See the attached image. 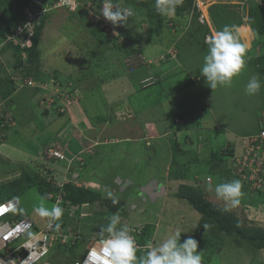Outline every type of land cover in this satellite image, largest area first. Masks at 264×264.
I'll return each mask as SVG.
<instances>
[{"label": "crops", "instance_id": "crops-1", "mask_svg": "<svg viewBox=\"0 0 264 264\" xmlns=\"http://www.w3.org/2000/svg\"><path fill=\"white\" fill-rule=\"evenodd\" d=\"M68 14H70L68 17L76 16V14L69 12ZM58 16H60L59 11L50 14L38 45L39 57L43 59L52 57L54 62H56V51L53 52V50L57 46L55 39L62 37L58 31L53 34L59 27L57 25L60 24V18H56ZM175 17L179 19L177 21L179 25L176 24L178 27L170 29L172 31L171 36L167 35L163 39L159 35L153 37V34H148L146 37L143 31L137 30V28L132 29L127 37V44L128 39H133L131 47L118 46L117 48L122 47L120 49L121 53H118L117 56L120 58L116 61L105 62L104 65L101 63L99 67V63L94 64L97 57L94 53L106 48V45L98 43L97 35L96 40L98 42L95 39L94 42L97 43L93 42V36L91 35L93 31L91 33L88 31L87 34L83 32L76 34V37L83 35L78 46L82 43L83 47L91 51L90 61L94 64L93 69L92 66L89 69L88 67L84 68V78L79 81L81 83L78 85L81 87L84 99L87 98L89 105H94L93 108L95 105L103 107V124L101 126L95 127L89 123L94 113L91 111L88 113L85 107L81 109V102L76 105L77 107L74 106L70 114L60 117V121L52 119L50 124L48 118L50 113H45L46 111L39 106L40 95H36L35 91L33 94L29 92L30 90L14 91L13 83L7 80V72L10 75L9 72L16 63L14 51L5 49L0 58V76L4 75L0 77V102L9 98L18 109L16 117L19 125L17 129L10 132L9 136L13 135L15 139L17 135H21L19 146L32 143L35 140L36 133L38 138L41 137L38 142L40 144L38 147L39 153L32 152L31 161L40 158L42 151L44 152L52 146L59 147L63 154H65L64 151L67 147L71 149L74 155L84 151L82 152L84 159L82 178L73 177L78 182H82L86 188L98 191L103 199L113 201L116 199L115 196L118 197L116 200L119 202L115 204L118 208L115 212L120 215L121 224L125 223L123 225H127L129 229H141L140 234H143L144 238L139 239L141 241L137 243V247L144 254L148 251L146 246L149 243L155 245L166 236L174 233L177 228L182 232L181 243L188 237L197 241L195 233L202 215L187 200L179 198L177 193L181 186H188L199 190L211 202L217 204V201H222L215 194L216 181L210 173L218 174L219 183L230 181L228 170L230 160L227 156L225 161L220 162V159L214 155L221 150H237L235 146L227 143L224 147L215 149L209 155L203 152V146L197 147L194 144L193 139L195 138L207 137L208 132L210 134L214 131L217 133L211 137H216L219 132L227 131V128L226 125L221 124L216 119V115L213 113L212 99L214 93L212 92L215 91H209L211 87L204 86L205 84L202 85L205 78L200 75L199 70L206 52L200 53L194 43H192L194 46H188V48L179 46L193 23H190L187 18L186 22H180V20H183L182 17ZM69 22L71 23L70 20ZM75 25L78 26L77 22H75ZM68 26L69 23H67ZM189 26L190 28L186 30V27ZM192 28L197 27L192 26ZM164 30V32H167L166 25ZM67 31L68 29H66V33ZM161 31L163 32V30ZM69 37L73 40L71 35ZM202 37L204 38V36L200 37L201 41ZM239 37L244 41L240 34ZM99 38L100 42L103 41L101 36ZM252 39L254 42V36ZM251 47L253 48V45ZM172 49L178 51L176 59H168L164 63L158 61L166 51L169 52ZM186 49L189 50L190 55L184 52ZM77 50L79 53L82 52L81 49ZM7 52L11 54L9 53V55ZM138 55H142L144 60L148 63L151 62V64L133 65L132 57ZM251 56L246 57V65L248 66L251 65L247 62ZM66 63L69 67H72L70 66L71 61ZM78 64L79 62L76 63V68H72L75 70L72 72L82 71L83 67ZM56 67H54L55 71L58 72L59 70ZM62 68L65 69L66 66ZM40 72L44 73L42 70ZM244 72L241 74L243 75ZM93 74H96V77ZM241 74L234 81H238ZM152 82L153 84L149 85ZM145 83L147 86L144 85ZM218 87L227 88L230 86ZM85 91H87V95ZM8 93L9 95L3 96ZM93 95L95 96L90 97ZM203 111L210 113V122L203 121ZM78 113L84 116L82 121H79V118L77 120L78 116L76 117V115ZM112 114L117 121L113 126L109 124L110 120L106 118ZM65 121L68 122V125L66 128L63 126V131L64 129L72 130L70 137L73 142H69L72 147L66 146L68 144L64 142L69 138L66 137L68 134L62 130L56 132L52 127L57 124L56 127L59 128L60 125H64ZM35 123H39V126H35ZM27 125L34 132H31V135L28 133L20 134L19 128ZM201 130L206 131L200 133ZM48 131L52 132L50 137L52 140L42 142L45 137L43 138L41 132L46 136L45 134ZM23 140H25L24 144ZM19 146H15L7 140L5 146H0V154L9 155V152L17 151L20 148ZM85 149H90V152L85 151ZM117 155L119 156L118 160L114 162L113 157ZM59 162L65 163L58 160L51 161L48 165L58 166L60 165ZM142 164L145 165L143 166L145 169L144 174L141 175L140 171L137 170V175L132 174L131 179L129 173ZM63 165H66V163ZM111 165L117 166L112 167ZM120 165L123 166L125 174L107 171V168H119ZM55 175L61 177L58 170ZM208 177L211 178L210 183L207 182ZM203 178H205L206 184L211 185L210 188H207L202 182ZM114 184L115 189H113ZM132 187L136 189L135 193L132 192ZM109 193H111V196ZM140 200L145 201V203L153 201V204L149 205L152 209H149L148 212L144 208H140ZM127 202H130V212L125 207ZM87 212H89L88 209ZM131 219L134 221L133 224L130 222ZM102 224L105 223L102 222ZM134 238L136 241L137 237L134 236Z\"/></svg>", "mask_w": 264, "mask_h": 264}, {"label": "rangeland", "instance_id": "rangeland-1", "mask_svg": "<svg viewBox=\"0 0 264 264\" xmlns=\"http://www.w3.org/2000/svg\"><path fill=\"white\" fill-rule=\"evenodd\" d=\"M32 1L33 0H6L7 5L9 6L15 5L14 9H17L23 5H28L32 3ZM37 1L42 2L44 4H48L45 7H48L50 9V8H53L52 4L54 3L55 0H49V2L47 0H37ZM78 2H79V7L76 12H70L67 9H62V8L49 10V13H48L49 15L52 12L59 11L60 16L56 18H60V24L57 25L60 28L56 26L57 29L53 32V34L58 31V33L62 37H57L58 39H55V41L57 42L56 44L57 46L55 47L53 52L56 51V54H55L56 62L53 61L52 57H49L46 59H43L42 57H40L42 64L40 63V68L38 67V69L44 71V74H46L50 78H55L63 82H73L74 86L78 88V90L81 91L82 98L78 101V103L70 107L67 110L65 115L67 116L68 114H70V111L74 108V106L77 107L76 105H78L81 102L80 104L81 109L85 107L88 110V113H90V111L94 113L89 123L96 127V126H101V124H103V114H104L103 107L101 105H95V107L93 108L94 105H89L86 100L87 98L84 99L83 91L81 90V87H79L78 85L79 83H81L79 81H81L84 78L83 77L84 68L88 67L89 69V67L92 66V69H93L94 64L99 63L98 64V67H99L101 63H103L102 65H104L105 62H108V61L111 62V61L118 60V58L120 57H117V56H118V53H121L120 49H122V47L123 48L131 47V43L133 39H128V44H127V37H128V34H130L132 29L137 28V30L143 31L146 37L148 36V34L150 35L153 34V37H155L156 35H159L163 39H165L167 35L171 36L172 31L170 29H175L176 26H172V25L174 24L176 25L177 21L179 20L175 16L182 17L183 20H180V22H183V21L186 22V17H185L186 15H180L181 14L180 13L181 11H179L180 6L183 5L186 7V6H189L190 3L182 1V4H180L176 8L175 15L165 16V15H161L157 13L155 9V3H151L149 0H118L121 7L131 8L134 11V15L128 19L126 24L114 25L111 22L109 23V27H111L112 31H114L118 35V39H121L119 42V40L117 41V39L113 41L110 40L109 34L107 32L101 31L100 29H95V27H93L87 19L89 10H91V12H95V16H92V17L99 18V16L101 15L100 10L102 9L101 0H78ZM187 10L188 8L185 9V11ZM233 11L234 12L229 11V9L212 10L211 18L214 23V28L217 31L221 30L223 26L230 25L231 20L233 21V25H236V26L238 25L239 21L243 22L242 26H250L253 30V34H255L254 35L255 41L253 42V39H252L251 44L248 47V50L246 52V57H250L252 55L251 56L252 59L249 58L250 60L247 61L251 65L250 66L246 65L244 74L243 75L241 74V77L238 78L239 80L234 81L230 87H227V88L217 87L215 90L212 88H209V91H215V92H212L214 93V98L212 99L213 113L216 115V119L221 124L226 125L227 131L219 132L216 135V137H211L212 135L217 133L216 131L210 134L208 132L207 137H200V139L195 138L193 139V141H194V144H196L195 146L197 147L203 146V152L209 155L215 149L222 148L227 143L231 144L232 146H235V148H237V150L235 151L236 156L240 157L242 155V147H241L242 137L245 135H249L252 133L255 134L258 132L259 128L257 125V119L260 115V112L264 110V4L263 3L256 4L252 6V8L245 10V11H237V10H233ZM68 12L71 14H76V16L72 15L71 17H68V15H70L68 14ZM61 19H62V23H61ZM69 20L71 21V23L69 22ZM74 21L77 22L78 26L75 25ZM85 22L87 23V25ZM67 23H69L68 27H67ZM165 25L167 26V32H164ZM66 29H68L67 33H66ZM92 29L98 30L97 33L93 31ZM160 29L163 30V32ZM198 29H201V27H197V30L191 27L186 32L185 38H182L181 42L179 43V46L183 48H188V46H194L192 45V43H194L195 47L198 48L200 53L203 54L206 52L207 54L206 45L203 41V37H202L203 42L201 41V38H200L204 33L203 31H199ZM88 31L89 33L93 31L92 32L93 34H91L93 36V42H94V39L96 40V35H97L98 36L97 40L99 42L97 40L96 41L98 43H102V44L104 43V45H106V48L104 49L102 48V50L98 52L96 51V53H94L97 56L96 60H94L95 61L94 64L93 62L90 61L91 51H88L86 47H83L82 43H80V46H78L79 42L83 38V35H79L78 37H76L77 33L83 32L87 34ZM43 33H44V29L42 30V34ZM69 35L73 37V40L72 38L69 39L70 38ZM99 36L103 38L102 39L103 41L100 42ZM197 36H200V37L198 38ZM97 42H94V43H97ZM118 42L119 44L115 45V43H118ZM102 44L101 46L103 47ZM252 45H253V48L251 47ZM118 46H122V47L117 48ZM77 49H81V51L85 53L86 55L83 54L82 52L79 53ZM184 52L187 55H190L188 49H186ZM7 53L9 54L10 52H7ZM132 59L136 63H139V65H144V58L142 55L132 57ZM42 60H45V61H42ZM68 61L69 62L71 61L70 66L72 67H69L68 63H66ZM77 62H79L78 65H81L83 67L82 71L72 72V71H75L72 68H76ZM147 63L148 62H146V64ZM148 64H151V62H149ZM14 66L9 72L10 75L7 72V80L9 81L13 77H20L25 74L24 72L22 73L20 71L15 70ZM64 66H66L65 69L62 68ZM54 67H56V69L59 71L56 72ZM40 74L41 73H39V75ZM257 74L259 75L260 80H261V84H262L261 90L255 95H247L244 90L245 84L250 76L257 75ZM2 76L4 75H1L0 77ZM94 76L96 77V74ZM86 83L87 81L85 82V84ZM203 84H205L204 86H208L205 80H203L202 85ZM0 85H1V82H0ZM23 90L24 91L30 90L29 92L34 94V90L32 88H25ZM85 94L87 95V91H85ZM95 95L90 96V97H94ZM17 111L18 109H16V107L12 110L13 117L16 116ZM49 113L50 114L48 118L50 119L49 120L50 124L52 123L51 122L52 119L60 121L61 119L60 117L63 116V115L61 116L58 115L56 111H53V110ZM84 115H86V113H84ZM202 116H203V121L210 122L211 119L209 117L210 116L209 112L203 111ZM76 117H77V120L79 118V121H82L84 116L78 113ZM106 118L110 120L109 124L111 126H113L117 122L113 114L109 115ZM101 121L102 123H100ZM63 124L64 125H60L59 128L56 127L57 124L53 125L52 127H54V131L60 132L61 130L63 131V126L64 128H66V126L68 125V122L65 121ZM35 126H39V123H35ZM28 127L30 126L27 125V126L20 127L19 128L20 134L28 133L29 135H31V132H34V130H31V128H28ZM17 128L18 126L15 129ZM109 130L111 131V129ZM205 131L206 130H201L200 133H203ZM63 132H66L68 134L66 137H69L67 140L65 141L63 140V141L67 142L68 145L66 146L72 147V145H70L69 143V142H73L72 138L70 137V133H72V130L69 131V129H64ZM41 134L43 138L45 137L42 140V142H44L45 140H52V138H50L52 136V132L48 131V133L45 134L46 136L48 135V137L44 136L43 132H41ZM40 138H38V135L36 133L35 140L32 143H28L27 145H24V146H19V144L21 143V135H17L15 139L13 135H10L7 139L8 142H11V144L15 146H19L20 148L17 151L9 152V155L7 154L9 157L6 154L5 155L0 154V172H2L1 178H0V190L4 194V197L1 198L0 201H5L6 197H8L6 193L7 192L6 190H8V187L11 186L14 183V181H16L17 179H20L23 173H27L30 176V181L25 182V184L27 183L28 184L24 187V189L18 192V194H14V195L15 197L18 198L19 203H20L19 211L27 213L29 215V217L35 223L37 230L44 228L47 225V220L45 218L39 217L33 211L34 206L40 202V198L43 196H41L37 192V186L34 185L35 180L33 177L34 175L31 172L33 169L32 167H35V166L37 167L38 165H45V167H47L51 172H55V170H58V172L61 173L62 175H64L65 173H69L71 175L69 177L72 178L73 176H77L78 179L82 178L81 174H83V167L79 166V165H82L81 161H75L71 166L70 172H67L66 170L67 164L63 165L66 162L65 163L59 162L58 163L60 164L58 165L59 167L56 165L58 168L55 167V169H54V165H46L45 164L46 161L47 162H50V161L46 159V156L44 155L45 151L44 152L42 151V154H40V158L36 159L35 161H31L33 157L32 152L35 154L38 152V147L40 146L38 142ZM24 141L25 140H23V144H24ZM29 152L31 153L29 154ZM64 153H65L64 155L68 159L73 157L74 155V153H72L71 149H69L68 147L65 149ZM82 156L83 155H80L79 158H82ZM118 157H119L118 155L113 157V161L114 162L115 160L117 161ZM79 162L81 164H79ZM111 166L116 167L117 165H111ZM143 166L145 165L144 164H142L141 166L139 165L138 168L136 167L135 170L129 173L131 179H132V174L137 175V170L140 171L141 175L144 174L145 169L143 168ZM105 168L107 167L105 166ZM107 171H109L110 173H114V172L116 173L119 172L121 174L126 173L124 172L122 165H120L119 168L118 167L114 169L107 168ZM210 174H211V177L216 181L215 185H217L219 183L218 174H212V173ZM32 178L34 181H32ZM202 182L205 184L207 188L211 187V185L205 183V178H203ZM78 184L83 185L82 182H78ZM241 185H242V195L240 197L239 205L234 208L229 207L227 209L231 211L232 213H234L235 215H238L240 217L242 226L247 227V228L261 229L264 231V191L260 193L259 192L253 193L249 191V189L244 184H241ZM71 186L73 185L71 184ZM3 187H6V189H2ZM26 187L28 188L26 189ZM113 189H115V184H114ZM131 190L133 193L136 192V189L134 187H132ZM115 198L118 199L117 196H115ZM44 203L48 207H51L52 205L55 204L54 201L50 199H45V198H44ZM103 203H105V206H106L105 208H102L104 207V204L102 206L97 205L98 207L96 206L95 210L93 209V207L88 208L89 212L86 211V213H89L90 218H87L86 220L83 221V224H82L83 239L80 241L77 248L67 249L66 251H64V253H60L57 257L58 261H60L61 263L62 262L69 263L72 260L83 257V255L85 254L89 246L88 239L98 234L97 232H94L93 229L96 227V225L102 224V222H104L100 218L99 214H101V212H104V214H102L101 217L107 216L109 218H111L112 214H116L115 211L117 210L116 208L118 207L115 204H113V201L111 199H103ZM152 204H153V201L145 203V201L140 200L139 207L144 208L146 211L149 212V209H152L149 205H152ZM217 204L226 208L225 202L223 200L219 202L217 201ZM125 207L130 212V202H127ZM130 222L133 224L134 223L133 219H131ZM200 238L204 242L206 241L208 243L206 246H204L205 250H203L204 251L203 264H264V247H261L260 249H255L252 247L251 243L247 244L244 242V243L238 244L234 241L233 237H227L224 235H223V238L216 239L208 231L207 232L205 231L204 235H201ZM200 238H198L197 241H199ZM141 255H144V253L138 250L137 256H141Z\"/></svg>", "mask_w": 264, "mask_h": 264}, {"label": "built area", "instance_id": "built-area-1", "mask_svg": "<svg viewBox=\"0 0 264 264\" xmlns=\"http://www.w3.org/2000/svg\"><path fill=\"white\" fill-rule=\"evenodd\" d=\"M49 2V0H47ZM192 8L189 19L197 15V20L202 25H208L212 30L209 11L216 6L228 7L232 10L245 11L251 8L254 3L260 0H191ZM48 4L33 0L28 5L16 9L21 13V19L10 26H3L0 30V58L5 49H17L19 52V66L14 69L26 72L30 68L29 50L33 48L34 39L38 28L42 25L44 16L50 9H67L76 12L79 7L78 0H55L53 8L45 7ZM97 15V14H96ZM95 12L87 15L89 23L109 34L110 40L117 41L118 35L109 27L102 15L96 18ZM102 16V17H101ZM209 36V35H208ZM115 38V39H114ZM115 43V44H119ZM170 57H176L175 51L170 52ZM165 57L161 58L163 61ZM145 62V61H144ZM133 65L138 64L132 60ZM17 63H15L16 65ZM12 80L18 89L34 88L42 94L41 106L48 110H54L57 114L65 113L69 107L78 103L82 98L81 91L75 88L72 82H63L55 78H48L46 81L36 80L33 76L13 77ZM15 125L12 116V109L9 104H0V139L5 136L7 128ZM259 130L255 134L247 135L241 139L242 155L233 157L229 163L230 176L236 178L253 193L264 191V111L258 119ZM87 150V149H86ZM90 152V149L87 150ZM50 157H62L61 153L49 150ZM77 159L75 156L71 161ZM67 172H70L67 170ZM0 172V178H1ZM69 175V173H67ZM65 174L58 178L53 174L41 172V176L50 185L47 192V199L54 201L64 209V214L59 221L61 227L59 232L50 229L47 225L37 230L35 223L27 213L19 211V200L17 197H6L0 201V264H59L58 255L68 247H78L83 239L81 219L90 216L85 212L89 206L74 205L65 199V188L67 185H77L75 177H68ZM74 179V180H73ZM211 182V178H207ZM4 194L0 190V199ZM81 211L77 218V213ZM99 234L88 239V249L79 259L70 261L67 264H98L88 260L91 250L96 247Z\"/></svg>", "mask_w": 264, "mask_h": 264}, {"label": "clouds", "instance_id": "clouds-1", "mask_svg": "<svg viewBox=\"0 0 264 264\" xmlns=\"http://www.w3.org/2000/svg\"><path fill=\"white\" fill-rule=\"evenodd\" d=\"M101 4L102 9L100 10V14L107 21L111 22L114 25L126 24L128 19L134 15L133 9L121 7L118 0H101ZM180 4H182V0H155V9L157 13L161 15L173 16L175 15L176 8ZM256 4H262V0H260L258 3H254L252 6ZM216 7H213L212 9ZM211 10L209 11V15L212 30L208 25L200 24L197 20V15H193V18L190 20L189 15L191 10L180 12V15H186L185 17L189 20V22L193 23L192 26L201 27V29H208V32L203 35V41L207 46V54L203 57V64L199 70V73L202 77L205 78L208 86L215 90L218 86H231L234 79L237 78L245 70L246 52L248 50V45L247 43L241 41L239 37V28L236 25H225L221 30L217 31L214 28V23L211 18ZM230 11L234 12L232 9ZM178 25H176V27H178ZM189 28L190 26L188 28L186 27V30H188ZM172 51H175L176 57H170V52ZM177 52V49H172L162 55L158 61L162 62V57H165L163 62L167 61L168 59H176L178 56ZM144 64H146V61L144 62ZM10 82L13 83V89H16L14 91L25 89H18L12 79H10ZM261 87V80L259 75L257 74L249 77L245 84L244 90L247 95H255L261 90ZM32 89L36 92V95H40V104L42 94L39 93L38 90L34 88ZM1 103L9 104L12 110L15 108L14 104L9 98L3 99L0 104ZM39 106L45 111L48 110L41 106V104ZM51 111L52 110H49V112ZM66 112L62 115H65ZM13 118L15 120V125L6 129V134L2 138V140L0 139V143L2 141H5V139L8 138L10 132L15 130V128L19 125L17 117L14 116ZM49 150L60 152L62 157L53 155L50 157L48 155ZM44 151L46 159L50 162L58 160L66 162V170L68 171L71 170V166L75 161H79L77 159H74L73 161L71 160L75 156L79 157L80 155H82V152H84L82 151L81 153L74 155L73 157L68 159L63 154V151L57 146L48 147ZM85 151L87 150L85 149ZM225 151L229 152L228 149H226ZM83 160V157L80 158V161L82 163V165H79L80 167L84 166ZM50 162L46 161L45 164L48 165ZM81 163L79 162V164ZM38 166L43 167L48 174H53L54 176H56L55 173L57 174V170H55V172H51L47 167H45V165ZM38 166L32 168L38 170ZM42 171L43 170H38V174L41 175ZM64 175L61 174L60 178H62ZM69 176L71 175L69 174L68 177ZM73 186L86 188V186L84 185ZM214 190L217 198L225 202V210H227V208L229 207L234 208L239 205L240 197L242 195V185L239 180L219 183L215 186ZM109 195L111 196V193H109ZM118 202L119 201L116 199L113 200V204H117ZM33 211L39 217L45 218L47 220V226L50 229H54L55 231L59 232L61 227L59 221L64 214V209L59 205V203L48 207L44 203V197H41L40 202L34 206ZM86 211L87 210H85V212ZM203 227L207 230L210 226L208 224H204ZM140 232L141 229H129L127 225H123V223L121 224L120 215L113 214L108 224L104 226L99 233L100 238L97 241L96 247L91 250L88 256V260L98 262V264H203V252L198 251V242L195 239L188 237L183 241V243H181L180 238L182 232L179 228H177L174 233L166 236L155 245L149 243L146 246L148 248V251L144 255L137 256L138 247L134 236L140 235Z\"/></svg>", "mask_w": 264, "mask_h": 264}, {"label": "trees", "instance_id": "trees-1", "mask_svg": "<svg viewBox=\"0 0 264 264\" xmlns=\"http://www.w3.org/2000/svg\"><path fill=\"white\" fill-rule=\"evenodd\" d=\"M151 3H155V0H149ZM184 2H189V6H180V10L181 12H184L185 9L188 8L187 11L191 10V0H182ZM262 3L264 4V0H262ZM15 4V3H14ZM15 5H7L6 0H0V30L2 29L3 26L7 25L10 26L13 23L19 21L21 19V13L17 12L16 9H14ZM214 9H229V11L231 10L228 7H223V6H217ZM212 9V10H214ZM211 10V11H212ZM212 14V13H211ZM196 15V14H195ZM50 15L47 14L46 16H44L43 21H42V25L38 28L35 39H34V45L33 48H31L29 50V58H30V68L25 72V74L23 76H33L36 80H41V81H46L48 79V76L44 73H41L40 69H38V67L40 68V57L38 55V45L40 42V38H41V34H42V30L44 29V26L46 24V21L48 19ZM238 22V21H236ZM243 22H238V27L243 25ZM230 25H233V21H230ZM95 29H99V28H95ZM92 29L93 31H95L97 33L98 30ZM199 31H203V35L206 34V32H208V29H198ZM14 56L16 57V65L15 66H19V52L17 49H14ZM39 73H41L39 75ZM152 83H150L149 85H152ZM145 86H147V84H144ZM8 94H4L3 96H7ZM264 111V110H262ZM261 111V112H262ZM49 113V110H46L45 113ZM260 112V114H261ZM58 115H62V114H58ZM260 116V115H259ZM259 119V117H258ZM8 138L5 139V141H2L0 143V145L2 146V144L4 145L7 141ZM236 152L233 149H230L229 152H226L225 150H221L218 151L217 154H215L214 156L218 159H220L221 161H225V158L227 157L230 161L233 157H235ZM230 163V162H229ZM217 166V165H216ZM40 168V169H39ZM38 170H43L45 172H47L43 167L38 166ZM38 170L36 169H32V173H33V177L35 180V184L37 186V191L38 193L43 196L45 199H47V192L50 190V185L46 182L45 179H43L41 177V175L38 174ZM230 175V173H229ZM230 180H237L236 178H233L231 176ZM32 178V181H34ZM30 181V176L27 173H23L22 177L20 179H17L16 181H14V183L8 187V190H6L7 195L10 197H13L14 194H18V192L22 191V189H24V187L28 184H25V182H29ZM28 187H26L27 189ZM2 189H6V187H3ZM263 192V191H261ZM65 199L69 200L72 204L74 205H78V206H82L84 204H88L89 206L88 208L93 207V209L95 210L96 206H102L104 204L105 208V203H103V198L101 196V194L93 189H89V188H85V187H74L71 185H68L65 188ZM260 193V192H259ZM15 196V195H14ZM177 196L179 198H182L184 200H187L192 206L193 208L202 215V219L200 221L199 226L196 229V233L195 236L196 238H200L201 235H204L205 231L209 232L212 234V236L216 239H220L223 238L224 236L227 237H233L234 241L238 244L241 243H251L252 247L255 249H260L261 247H264V231L261 229H256V228H247L241 225V221H240V217L238 215H235L234 213H232L231 211H229L228 209L225 210L226 208L209 201L205 195H203L199 190H196L194 188H190L188 186H181V188L179 189V192L177 193ZM97 206V207H98ZM101 208V210H102ZM85 209V210H87ZM89 211V210H88ZM97 212V210H96ZM95 212V213H96ZM81 211H79L77 213V218L79 217ZM104 214V212H101V214H99L100 218L104 221V223L107 225L110 218L109 217H101V215ZM87 218L90 217H85L81 219V224H83V221L86 220ZM105 224H99L96 225V227L93 229L94 232H97L98 234L101 232L102 228L105 226ZM204 224H208L210 227L206 230L203 225ZM83 230V229H82ZM83 232V231H82ZM222 234V235H221ZM136 244L139 243L143 238L144 235L140 234L136 236ZM141 239V240H139ZM139 240V241H138ZM208 243L205 241H203L201 238L198 241V251L203 252L204 255V251L205 247ZM76 247H68V249H73ZM67 249H65L64 251H66ZM64 251L62 253H64ZM59 264H67V263H61L60 261H58Z\"/></svg>", "mask_w": 264, "mask_h": 264}, {"label": "bare ground", "instance_id": "bare-ground-1", "mask_svg": "<svg viewBox=\"0 0 264 264\" xmlns=\"http://www.w3.org/2000/svg\"><path fill=\"white\" fill-rule=\"evenodd\" d=\"M239 34L244 40L245 43H247L248 47L251 44V39L255 35L253 34V30L250 26H240L239 27Z\"/></svg>", "mask_w": 264, "mask_h": 264}]
</instances>
